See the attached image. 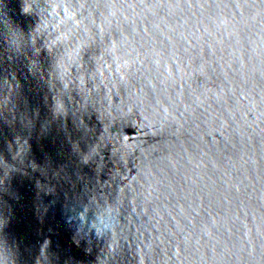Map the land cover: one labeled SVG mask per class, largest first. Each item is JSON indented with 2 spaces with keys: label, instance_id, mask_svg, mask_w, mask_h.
<instances>
[{
  "label": "water",
  "instance_id": "95a60500",
  "mask_svg": "<svg viewBox=\"0 0 264 264\" xmlns=\"http://www.w3.org/2000/svg\"><path fill=\"white\" fill-rule=\"evenodd\" d=\"M0 264H264V0H0Z\"/></svg>",
  "mask_w": 264,
  "mask_h": 264
},
{
  "label": "snow or ice",
  "instance_id": "6c2138e0",
  "mask_svg": "<svg viewBox=\"0 0 264 264\" xmlns=\"http://www.w3.org/2000/svg\"><path fill=\"white\" fill-rule=\"evenodd\" d=\"M29 10H30V6L26 4L25 7H24V11H29ZM86 48H87L86 45H83V44L78 45L77 48L74 49V52H75V54L77 55V57L80 56V51H81V49L86 50Z\"/></svg>",
  "mask_w": 264,
  "mask_h": 264
}]
</instances>
